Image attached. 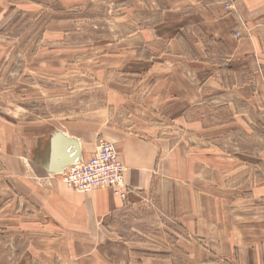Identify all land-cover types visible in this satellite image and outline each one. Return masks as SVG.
Here are the masks:
<instances>
[{
  "label": "crops",
  "instance_id": "1",
  "mask_svg": "<svg viewBox=\"0 0 264 264\" xmlns=\"http://www.w3.org/2000/svg\"><path fill=\"white\" fill-rule=\"evenodd\" d=\"M105 1L116 6L103 5L104 12L119 16L107 26L110 39L114 45L123 44L132 63L145 70L128 75L133 79L129 84L111 74L109 80L97 78L101 105L70 124L84 127L83 132L63 128L53 119L20 121L47 127L33 129L34 136L19 137L16 180L1 174L12 167V158L0 159V231L8 235L6 216L15 214L18 234H12L28 242L14 264H91L82 257L89 252L84 250L103 254L110 246L116 259L128 264H219L222 260L264 264V241L247 249L236 232L226 231L207 215L209 206L202 193L197 191L188 205L179 206L176 197L184 181L193 176V156H200L203 161L196 170L200 181L215 184L219 169L228 170L222 181L224 191L244 195L242 203L230 208L229 224H264V0H239L232 12L222 3L202 0ZM20 4L12 3L6 11L25 15L17 7ZM3 7L0 0V15ZM127 10L130 17L120 18ZM240 29L243 37L234 38ZM11 59L9 53L2 57L0 87ZM82 80L91 86L88 79ZM164 94L166 111L171 99L177 105L171 114L156 103ZM56 132L76 140V159L83 162L99 139L113 143L125 169V196L106 188L78 193L52 177L51 169L63 154L75 153L70 144L62 149V141L51 143ZM255 141L263 147L257 148ZM234 161L243 162L234 170L228 165ZM150 198H156L152 206L162 209L181 231L173 235L175 249L168 260L131 259L133 238L122 232L119 217L126 214L135 226L143 223L142 233L135 231L143 242L155 237L147 231L154 230L144 210ZM0 264H11L2 245Z\"/></svg>",
  "mask_w": 264,
  "mask_h": 264
},
{
  "label": "rangeland",
  "instance_id": "2",
  "mask_svg": "<svg viewBox=\"0 0 264 264\" xmlns=\"http://www.w3.org/2000/svg\"><path fill=\"white\" fill-rule=\"evenodd\" d=\"M84 2L85 0H1L4 7L0 15V64L6 53L13 58L7 70L4 69L6 74L0 87V159L5 161L9 156L12 158V167H8L7 172H2V175H8L15 180L20 176L16 167L19 137L34 136L33 129L47 127V124L29 126L21 122L53 119L58 120L63 128L69 126L78 133L80 129L83 132L84 127L70 124L71 121L83 119L85 111L90 113V110H97L101 105V85L96 79L101 82V78L106 79L107 76L109 80L111 74L113 79L116 77L114 80L129 84L133 79H129L128 75L143 74L145 70L143 66L132 63V55L123 44L114 45L109 37L107 26L109 22H115V18L119 16H114L112 13L107 15L102 6L116 5L105 0H94L92 4L86 5L82 4ZM12 3H22L17 7L24 9L26 14L22 15L16 10L6 11ZM129 13L130 10H127L120 18L130 17ZM237 33L239 36H236ZM242 33L240 29L233 37L242 38ZM114 71L122 75L116 76ZM8 74L13 79L8 78ZM82 79H88L91 86H88L87 82L83 84ZM12 82L14 84H11ZM14 85L15 87L12 88ZM165 98H167L166 94L156 101L164 112L168 108L163 101ZM170 101L166 113L171 114L177 105L174 104L173 99ZM54 127V124L49 126L50 129ZM253 144L257 148L263 147V144H258L257 141ZM198 157L193 156L190 162L193 176L185 180V185L177 192L178 205L179 203L188 205L187 201L199 191L204 195V201L209 206L207 215L214 221L217 220L226 231L228 228L236 232L235 235L237 237L239 235L240 243L252 250L251 247L257 242L264 241V224L262 222L229 224L230 208L242 203L244 195L233 196L224 191L222 181L228 175V170L219 169V177L215 184L209 185L200 181L196 170L203 160ZM242 162L234 161L228 165L235 170ZM61 183L70 189L66 183L62 181ZM156 202H158L156 198H150L144 208L145 217H150L152 221L150 227L154 230L151 231L149 228L147 231L155 236L148 239L147 244L143 242L141 235L135 232L142 233L143 223L135 226L128 221L126 214L119 217L123 222V234L127 239L133 238L129 246L130 257L133 260L143 257L168 260L169 255H173L172 249H175L173 235L180 234L181 231L175 221L162 212V209L152 206ZM6 222L10 223L9 231L8 235L0 231V246L2 245L9 254L11 264H14L23 256L28 242L12 234V232L14 235L18 234L17 215L11 213L6 216ZM146 228L147 225L144 226V234ZM224 235L226 236L225 232ZM88 250V255L82 257L91 264H94L93 258L96 259V264L99 262L128 264L125 259L122 261L116 259L115 250L111 246L105 248L103 254L102 251L88 248L84 252ZM136 251L142 254L137 255ZM219 264H225V261L222 260Z\"/></svg>",
  "mask_w": 264,
  "mask_h": 264
},
{
  "label": "built area",
  "instance_id": "3",
  "mask_svg": "<svg viewBox=\"0 0 264 264\" xmlns=\"http://www.w3.org/2000/svg\"><path fill=\"white\" fill-rule=\"evenodd\" d=\"M222 3L228 12L235 10L238 0H205ZM246 31V27H243ZM248 32V31H246ZM239 36V33L236 34ZM124 166L113 144L99 139L93 153L86 162L75 160L61 171L52 174L78 193H90L95 189H110L114 195L124 197Z\"/></svg>",
  "mask_w": 264,
  "mask_h": 264
},
{
  "label": "water",
  "instance_id": "4",
  "mask_svg": "<svg viewBox=\"0 0 264 264\" xmlns=\"http://www.w3.org/2000/svg\"><path fill=\"white\" fill-rule=\"evenodd\" d=\"M53 141H62V149L64 147L65 144H70L73 147L74 150V155L72 157H68V155H64L63 160L58 163V165H56L55 167H52V172H59L62 169H64L65 167H67L68 165H70L75 158H78L79 156V150H78V144L76 142V140L74 139H65L60 132H56L51 140V143H53Z\"/></svg>",
  "mask_w": 264,
  "mask_h": 264
},
{
  "label": "bare ground",
  "instance_id": "5",
  "mask_svg": "<svg viewBox=\"0 0 264 264\" xmlns=\"http://www.w3.org/2000/svg\"><path fill=\"white\" fill-rule=\"evenodd\" d=\"M75 160H76V158L74 159V161H73V162H75Z\"/></svg>",
  "mask_w": 264,
  "mask_h": 264
}]
</instances>
